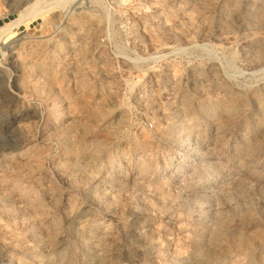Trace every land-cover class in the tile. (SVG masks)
I'll return each instance as SVG.
<instances>
[{"label": "rangeland", "instance_id": "rangeland-1", "mask_svg": "<svg viewBox=\"0 0 264 264\" xmlns=\"http://www.w3.org/2000/svg\"><path fill=\"white\" fill-rule=\"evenodd\" d=\"M37 1L0 0L43 11L0 45V264H264V0Z\"/></svg>", "mask_w": 264, "mask_h": 264}, {"label": "bare ground", "instance_id": "bare-ground-1", "mask_svg": "<svg viewBox=\"0 0 264 264\" xmlns=\"http://www.w3.org/2000/svg\"><path fill=\"white\" fill-rule=\"evenodd\" d=\"M40 0L37 1V4L39 3ZM62 3L63 2H68L69 0H61ZM63 5V4H62ZM35 10L36 9V2L35 3H28L27 5V10L22 12L21 15H20V19L18 22L16 23H11V24H8L6 25L4 28L0 29V45L3 41V39H5L6 37H9L11 35H16L15 33V29L16 27L23 23L25 20H28L30 18H33L35 15L37 14H40V13H43V11H34L33 14H31V16L29 15L28 11L30 10Z\"/></svg>", "mask_w": 264, "mask_h": 264}]
</instances>
